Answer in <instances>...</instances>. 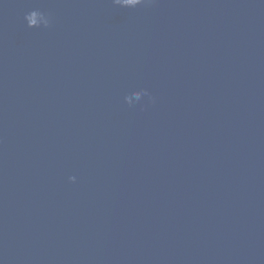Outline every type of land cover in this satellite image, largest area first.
Instances as JSON below:
<instances>
[{"label": "water", "instance_id": "1", "mask_svg": "<svg viewBox=\"0 0 264 264\" xmlns=\"http://www.w3.org/2000/svg\"><path fill=\"white\" fill-rule=\"evenodd\" d=\"M0 264H264V0H0Z\"/></svg>", "mask_w": 264, "mask_h": 264}, {"label": "clouds", "instance_id": "2", "mask_svg": "<svg viewBox=\"0 0 264 264\" xmlns=\"http://www.w3.org/2000/svg\"><path fill=\"white\" fill-rule=\"evenodd\" d=\"M136 2H139V0H136ZM149 3H151V0H149Z\"/></svg>", "mask_w": 264, "mask_h": 264}]
</instances>
